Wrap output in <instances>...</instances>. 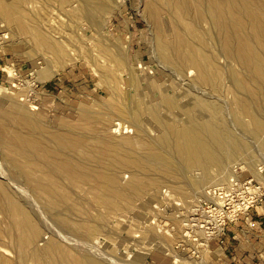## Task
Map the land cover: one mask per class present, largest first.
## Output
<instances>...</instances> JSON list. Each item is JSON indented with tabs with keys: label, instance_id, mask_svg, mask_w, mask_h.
<instances>
[{
	"label": "rangeland",
	"instance_id": "1",
	"mask_svg": "<svg viewBox=\"0 0 264 264\" xmlns=\"http://www.w3.org/2000/svg\"><path fill=\"white\" fill-rule=\"evenodd\" d=\"M152 1L155 4L156 0H122L119 7L112 12L106 21L104 19V22L102 19L100 20V22L102 21V26H97L96 24L95 26L94 23L90 24V30L88 29L87 36L83 40L88 44L92 53L91 57L96 62L97 67L91 66L84 60H72L71 63L59 69L52 77L44 81H38L37 71L46 69L47 62L52 65L51 56H46V62L44 57H41V52L38 53L39 50L37 49L36 52L35 47L33 48L31 45L32 43L34 44L33 40H30V42L19 41L15 38L12 39L14 42L10 40L13 43L0 41V113L4 114L7 112L11 114L10 116L14 119V123L15 119L21 115V112H26L25 114H27L30 121L33 120L36 124L39 123L40 128L42 127V130H45V132H40L41 129H37V131L34 129L36 132L33 131L38 135L37 138L39 136L42 137V134H44L43 137L46 139L51 138L50 136L54 134V136L60 134L61 143H64V146L72 147V149L77 148L74 151L79 155V151H82L79 149L81 141L83 143V141L88 140L89 144H91L92 141L101 139L107 142L109 140V143L112 141L113 144H118L123 140L122 138H129L131 145L129 143L127 148L124 144L125 146L123 145V147L127 148V152L132 153L138 162L135 161L137 162L135 163L133 161L135 164L132 163V165L130 164V166L122 169L111 167V173L116 175L117 183L123 189L127 188L125 186H128L127 183L132 176H135L133 179L139 177L138 179L144 180L146 177L148 179L144 181H152V183L149 181L148 184V188L149 186L152 188V193L148 188V192L147 190L143 192L149 193L151 196L145 194L146 196L143 198L144 194L142 193L141 196L132 198L134 202H137L136 204L133 203L132 199L129 202L122 200L126 204L121 203L122 205L120 204V207L117 208L118 210L120 208L123 209L121 213L116 212V209L113 210L115 212L105 213L96 212L95 208L91 209L94 212L89 209L88 211L83 210L79 206V202L81 200L85 202L87 197L81 195L78 191L79 189H75V192H79L80 197L74 192L73 197L71 196L72 199L70 197H67L68 199L70 198L68 201L65 199L66 205L75 206L78 203V206H75L76 209L74 208L75 210H64L65 201L63 202L64 205L59 202L58 206L60 209L51 208L50 210L48 199L46 201V198L43 197L44 195L41 196L42 194L36 189L33 181H26V183L20 174H16V177L11 174L17 169L10 162L12 153L6 152L4 143L15 130L18 129L14 133L18 131L26 132L23 128L24 126L20 127L17 124L16 126L14 123L9 128L10 130L8 128L7 131H5L6 129L4 130L5 132L1 130L0 193L4 192L2 190L7 191L6 193L11 192L12 197H9V199H13L11 202L13 201L15 205L17 204V210L21 209V211L5 212L4 206H8L10 203L6 204L8 201L2 199L5 195L2 198L0 196V264H79L88 260L95 261L98 264H264V235L255 232L254 234L257 237L249 240L246 237L245 230L246 212L264 205V129L255 133V124L252 117H249L240 108L241 101H248L250 106L257 103L251 108L253 113L255 112L254 115H256L257 120L264 124V110H260L264 109V94L258 95V90L256 91V83L258 82L254 83L252 79L250 80L251 83L247 82L248 88L246 87L245 90L234 86L229 69L234 70L236 78L241 81L247 80L249 73L245 68L241 67L238 61L230 60V58L225 56L222 51L224 33L220 27L221 22L217 19L214 25L208 18H201L198 13V0H188V2L190 1L189 16L187 20H183V23L184 21L186 22V24L184 23L185 26L182 24V27L179 24L183 28L179 30L184 32L185 27V29L187 28L185 31L188 32L191 27L195 34L193 32V37L189 35V40L194 41V43L190 42L198 46V39H200L209 49L208 53L213 52L214 55H217H215L216 66L218 67L216 78L212 84H199L197 81L195 82L193 70L180 73L176 71L174 66H170L172 64L164 63L158 56V51L155 50L157 49L156 37L160 29L164 30L161 26V21L163 20L164 23L168 24L171 19V13H169L171 7L165 5V8L162 4L163 8H159L155 4L157 7L155 9H158L157 11L159 12L157 13L153 8L154 5L152 6L151 4L153 3ZM205 1L209 3L207 2L209 0ZM262 2L264 4V0ZM150 10L153 11V14H151ZM155 13L159 14V16ZM196 14L198 15L196 16ZM159 17L163 19L161 20ZM55 19L60 23L59 19L56 17ZM164 19L167 21L165 22ZM94 20V22L97 21V19ZM186 32L183 34L185 35ZM169 33L168 31L166 32L168 39L171 38ZM210 37H213V39H210ZM258 45L256 46L257 55L260 59L262 57L264 59L262 47ZM99 46L105 47L104 49L109 52V56L121 55L125 51V54L123 53L124 57H126L125 66H121L122 68L119 66L121 70L119 68L116 70L115 68L118 66L99 54ZM145 69H147L146 72ZM107 71H109L108 73L111 78L113 77V80L117 78L115 81L120 82L119 85L122 90H120V95L123 97L122 103L125 106H129L135 98L140 101L146 95L140 101V103L144 102L142 105L140 104L141 108H143L141 109L143 110V115L140 112V118H137L140 123L135 121L137 119L133 122V118L130 115L126 116L127 120L125 118L117 120L108 114L110 111L108 108L111 107L109 102L112 100L109 97H113L108 89L114 86L112 83L116 84V82L112 81L111 78H108V83L107 80H103L104 77L102 76ZM132 71L135 73V80L140 81L139 84H137L138 81L136 83L138 88L133 86V79L132 84L129 82L131 81L129 78L133 77V75H131L132 77L129 76ZM140 86L141 88H139ZM133 90L135 91L133 92ZM251 91L257 92V95L255 92L256 98L252 97L253 93ZM131 94L132 96H130ZM162 94H165L174 102L179 101L175 102L176 105H174L175 103L173 104L175 106L173 109L170 107L167 109V112L169 111L168 115H166V109L162 104ZM196 97H198V100ZM119 98L118 101H121V97ZM258 98H261L260 102L262 101L263 103H259ZM253 99L254 101L257 99L258 102H252ZM194 101L201 106L196 109ZM11 103H13L12 106L14 105L13 111H15L13 113L11 108L10 110L8 109ZM192 104L193 107L191 106ZM147 105L150 108H146L156 112L153 119H150V111L144 107ZM187 107L191 110H188ZM177 108L179 111L180 108H183V110L179 112ZM144 110H147L148 116ZM184 110L186 114L198 113V118L195 116L197 119H194L195 121L201 119L198 122L203 121L206 117L208 118H206L207 120H216L218 127H221L224 131L227 142H230V140L239 141L240 144H243L242 148L235 153L231 152L230 148L226 149L227 151L222 153L223 157H225L223 162H221L222 164H213L205 167L197 165L192 167L184 166L176 150L173 151V148L171 150L170 147L158 142L159 137H169L166 132L168 131L167 128L171 126L179 128L190 124V115L181 114ZM203 111L204 113H201ZM202 114L207 116L204 115V117ZM106 116L109 117L107 118ZM147 117L149 118L147 119ZM187 117H189V122L185 123L186 120L188 121ZM93 118L94 120L99 118V123L94 122V120H92V123L91 119ZM88 120L90 121L88 122ZM178 121L180 122L179 124ZM116 123H118L120 128ZM84 129L90 130L89 132L88 130L84 132ZM33 131L31 132L33 133ZM82 132L86 134L84 135ZM35 133L34 136H36ZM65 134L67 135L64 136ZM71 134L73 136L76 135L73 137L75 140L70 138L72 137ZM76 137L81 139L78 140ZM65 138H67V141ZM63 139L65 142H63ZM76 139L80 143L79 146H77ZM71 140L74 142H71ZM90 140L92 141L90 142ZM88 141L81 146L87 145ZM75 142L77 147L72 145ZM147 143H153L154 151L171 161H168V163H150L145 149V146L148 145ZM83 153L84 151L81 152V156ZM84 154L86 155V153ZM91 154L93 157H91L92 155L88 156V158L91 157L90 159L85 155L75 157V154L74 157L76 159L85 157L87 158L86 160L90 161L95 158V154ZM62 155L60 156L61 160L64 158ZM133 160L135 159L133 158ZM140 160L144 161L141 163ZM140 169L141 171L138 172ZM36 175H39V173ZM244 184L252 190L263 193L259 201L248 207L246 211L243 210L236 214L226 216L223 214L220 216V213L212 212L215 209L214 207L218 208L215 204H220L226 199L239 201L242 196L241 193L245 190V188L241 187ZM5 187L6 189H4ZM100 193H97V195ZM96 203H98V200ZM130 203L134 204L135 207H132ZM122 206H128L131 209L126 210L127 207L123 208ZM22 209L24 210L22 211ZM199 211L205 213L201 214V217L206 215L207 218L202 217V219L207 220L209 224L213 220L212 229H206L209 225L205 228L198 227V223L195 220L197 216L194 213L200 214ZM192 213L194 214L193 216ZM26 219L29 221H26ZM27 222V226L23 224ZM33 229H35V232L31 234ZM25 234H28V236H25ZM109 242L116 246L110 247ZM118 243L122 246L118 245Z\"/></svg>",
	"mask_w": 264,
	"mask_h": 264
},
{
	"label": "bare ground",
	"instance_id": "2",
	"mask_svg": "<svg viewBox=\"0 0 264 264\" xmlns=\"http://www.w3.org/2000/svg\"><path fill=\"white\" fill-rule=\"evenodd\" d=\"M121 2H122V0H0V41H2V42L10 41V40L15 39V38H16V40H19V41L21 40V41H29L30 42V40L31 41L33 40L34 44L32 43L31 45L33 46V48L35 47L34 48L35 50L36 49L39 50L38 53L41 52V54H42L41 57L42 58L44 57V60L46 62H47V60L45 59L46 56H51V58H52L51 61L53 62L52 65L48 64L49 62H47L46 69L41 70V71H37L38 81H44V80L52 77L59 69L63 68L67 64L71 63L72 60H76V61L77 60H84L85 62H87L91 66L95 67L97 64L94 61V59L91 57L92 53L90 52V48L88 47V44L86 43V41L83 40V38H86L87 33H88V29L90 30V24L94 23V25L96 24L97 26L98 25L102 26L103 19H104V21H106V19L108 17H110L112 12L116 8L119 7ZM189 2H188V0H156L155 1V4L157 6H159V8H163V7H165V5H168V7H171V9H170L171 11L169 9L168 10L170 12L167 11V12L171 13V19L169 20L168 24L164 23V21L162 20L163 18L161 19L159 17L162 20L161 26L164 30L162 31L160 29L157 32V37H156V44H157L156 48L157 49H155V50L158 51L157 54H158V56H160L161 60L164 63L172 64L170 66H174L176 71H179L180 73H182L183 71L193 70L195 73L194 74L195 75V82L197 81L199 84H212L214 79L216 78V75H217L216 71H218V67L216 66L217 64L215 61V55L216 54L214 55L213 52H209L210 53L209 54L207 52V51H209V49H207L206 44L203 41H201L200 39H198V41H199L198 46L192 44V43H194V41L192 42L191 40H189V35H192V37H193L195 34V31L191 30V27H190V30H188V32L185 31V30H187V28L185 29V27H184V32H186L187 36H185L186 34L185 35L183 34L184 32H182V30H179L180 28L183 27L182 24H184V23L186 24L185 21L183 23V20L188 19ZM207 2H209V3H206L205 0H198L197 1V6L199 8V11H198L199 16L201 18H205V19L208 18L211 22H213L214 25H215V23H216L215 21L217 19L219 20V22H221L220 27L222 29V32L224 33V39L222 41L223 53L225 54V56L230 58V60L234 59V60L238 61L239 64L241 65V67L245 68L249 73L248 74L246 72L249 75L247 80L245 79L244 81H241L240 79L238 80L236 78L234 70L229 69L230 73H231V75L230 74L229 75L232 77V79L234 81V86H236V88L238 87L240 89L245 90L247 87V82H250V80L252 79V81L254 83H256V82L259 83V84L256 83L257 84L256 85V91L258 90V95H263L264 94V59H263V57L261 59L258 57V55H257L258 52L256 50V48H257L256 46H257V44H259L262 47V50L264 52V4H263L262 0H209ZM151 4H152V6L154 5L153 8H154V10H156L155 8H157V7L155 6L154 2ZM162 4H163V7H162ZM152 6H151V8H152ZM153 8H152V10H153ZM152 10H150L151 14H153ZM157 13H159V12L157 11ZM197 15L198 14H196V16ZM54 16L57 19H59L60 23L55 19ZM157 16H159V14ZM160 16H161V14H160ZM190 18H191V16H190ZM94 19H97V21L94 22L95 21ZM101 19H102V21L100 22ZM166 19H164L165 22L168 20V19L167 20ZM219 22H218V24H219ZM84 24H86V25H84ZM179 24H181L182 27H180ZM185 24H184V26H185ZM187 25H189V24H187ZM193 27L195 28V26H193ZM159 28H160V26H159ZM167 31L170 32L169 35L171 34L170 39H168L166 36ZM193 32H194V34H193ZM196 38H197V36H196ZM211 38L213 39V37H210V39ZM203 40H205V39H203ZM211 41H214V40H211ZM13 42H11V43H13ZM104 48H103V46H99V48H98L99 54H101V56L103 55L104 58H107L109 62H113V64L118 66V67H116V66H112V67H114V68L116 67L115 69L117 70L119 68V66L120 67L125 66V62H126V60H125L126 57H124L125 51L123 52L124 54L120 52L121 55L117 54V55H110L109 56L108 55L109 52H106V49H104ZM37 50H36V52H37ZM29 52H31V51H29ZM260 57H261V54H260ZM146 71H147V69H145V72ZM108 72L109 71L105 72L106 74H104L102 76V77H104V79H103L104 81L107 80V83L109 82L108 78H111ZM142 72H143V70H142ZM134 74L135 73H133V71H132V74L130 73L129 76L132 77L131 75H133V77L129 78V79H131V81H129V82L132 84L133 80H134L133 86L135 88H138L137 84H139L140 81H138L137 79L135 80ZM148 77H150V76H148ZM111 79H109V80H111ZM115 80H117V78ZM115 80L112 79V81H115ZM137 81H138V83H137ZM115 82H116V84L112 83L114 85V86L111 85L112 87H110L109 85L106 84L107 86L110 87V89H108V90L111 91V94L113 95L112 98L109 97V99H112V100L111 101L109 100L111 107L108 108V109H110L108 114L112 118L117 119V120H121L122 118L126 119V116L130 115V117L133 118V122H134V120L140 116L139 115L140 112H141V115H143L142 114L143 110H141L143 108H141L140 104L142 105L144 102L140 103V101L143 100V98L146 95L144 97L142 96L143 98L141 97L142 99L140 101L139 100L137 101L136 98H135V100H133V98H132L133 101H131V104L129 106H125L122 103L123 97H122V95H120L121 94L120 93L121 87L119 85L120 82H117V81H115ZM192 82H194V81H192ZM171 83H172V81H171ZM134 87H133V89H135ZM174 87H172V88H174ZM215 87H216V85H215ZM139 88H141V86ZM135 90H133V92ZM255 92H252L253 98L255 97ZM132 94L130 96H132ZM142 95H144V94L142 93ZM162 95H163L162 96L163 98L161 97L162 104H163V107L166 109V113H167L166 115H168L169 111L167 112V109H169V107L173 109L175 107L174 105H176L175 102H177L178 100L174 102V101L170 100L169 97L165 96V94H162ZM196 95H198V94H196ZM256 95H257V92H256ZM119 97H121V101L120 100L118 101ZM146 98H148V97H146ZM137 99H139V98L137 97ZM196 99L198 100V97H196ZM194 100H195V98H194ZM258 100H259V103H263L262 101L260 102L261 98L260 99L258 98ZM253 101H254V99L252 100V102ZM255 101H257V99H255ZM194 102L196 103V101H194ZM247 102L241 101L240 102V108H242L243 111L247 115H249V117H252L254 124H255V128H254V131H256L255 133L263 131L264 124L262 122H260L259 120H257L256 115H254L255 112L253 113V110L251 108V107L255 106L257 103L255 102L256 103L255 105L250 106L249 102L248 103ZM195 103H194V105H195L196 109L201 106L198 103H196V104ZM12 104L13 103H11V106H9V108L7 106L6 107L9 110L11 108L12 113H13L15 110L13 111L14 105L12 106ZM127 105H128V103H127ZM144 105H146V104H144ZM188 105L190 106V103ZM191 106L193 107V104ZM144 107L150 108L148 105L144 106ZM176 107H178V106H176ZM148 108H146V109H148ZM189 109L190 108H188V110ZM177 110L179 111L178 108H177ZM181 110H183V108L182 109L180 108L179 112H181ZM185 110H187V109H185ZM185 110L183 111L184 113L182 112L181 114H183L185 116L190 115L189 116L190 117V124L189 125L186 124V126L184 125V127L180 126L179 128H177V127L175 128L174 126L173 127L171 126L172 128L169 127V128H167L168 131H166L169 134V137L162 136V137L158 138L159 139L158 142L166 145L167 147H170L171 150L173 148V151L174 150L177 151V153L179 154L178 157L184 166L192 167V166L197 165L200 167H205V166H209V165H213V164H222L221 162H223V160H224L223 158H225V157H223L222 153L227 151L229 148L231 149L230 151L233 153L237 152L238 150H240L242 148L243 144H240L239 141L230 140V142H227L228 140L225 136V133L221 129V127L220 128L218 127L219 125L217 124V122H215L216 120H210V119L207 120L208 118L206 117L207 119L205 118L206 119V120L204 119L205 121L203 120L201 122H198L201 119L198 121L194 120V119L198 118L197 112H196L197 114H193V113L192 114H186ZM260 110H264V109L262 108ZM144 111H146L145 114H147V116L150 114L149 115L151 117L150 119H153L154 116L156 115V112L153 111L152 109L151 110L148 109V111H150L149 114L147 113V110H144ZM200 111H202V110L200 109ZM244 112H243V114H244ZM25 113L26 112L23 111V112H21L20 116H18V117L16 116L18 118V120L16 118L15 119L16 121L14 123H15V125L16 124L19 125L20 127L24 126L23 128L25 129L26 132L18 131L16 133H14L15 131L18 130L16 128L17 130H15L13 132V134L10 135V137H8V139L5 141L4 147H5L6 152L12 153V156H10V162H12V164H14V167L17 169L15 172H13L11 174L14 177H16V174H20L21 177L24 179V182L33 181L36 189L40 192V194H42L41 196L44 195L43 197L46 198V201L48 199L47 202L50 203L49 204L50 210H51V208L52 209H58L59 208V206H58L59 202L62 203L61 205H64L63 202L65 201V199H67L66 201H68L72 195H74L75 193L78 194L80 192L81 195H84L85 197H87V199L84 198L86 200V201L84 200L85 202H83L82 200L79 202L80 203L79 206L83 210L88 211V209L91 210V209L95 208L96 212H100V213L104 212L105 213V212H111L114 209H116V212L121 213L123 209L120 208L118 210L117 208L120 207L121 203L122 204L125 203L123 201L129 202V201H131L132 198H134L136 196H141V194L145 190H147V192H148V189H150L151 193H152V188H150V186L148 188V184H149L150 180L147 182L144 181V180L148 179L146 177L143 180V179H138L139 177L133 179L135 176L134 177L132 176L131 180L128 181V183L126 182L128 186H125V187H127V188L123 189V188L119 187V185L117 183L116 175L114 173H111V167H114V168L117 167V169H122V168L130 166V164L132 165V163L137 161L136 158L133 157V154L130 152H127V150H126L128 148V144L130 143L129 145H131V141H129V138H122L123 140H121L120 142L118 141L119 142V143L117 142L118 144H113L112 141L109 143V140L107 142V141H103L101 139H97V140L94 139L95 141L90 140V142L92 141V143L89 144V141L87 140L88 144L87 145L84 144V146H81V145H83V143H87V141H83V143L81 141V145H80V143L76 139V141L78 143L77 146L80 145L79 149L84 151V153H86V155L83 153L82 156L85 155L88 158V156L92 155L91 153L95 154V158L97 156L96 159L93 158L94 160H90V161L86 160L87 158H85V157L76 159L75 157L81 156L82 151L80 152L78 150L80 153V155H79L78 153H76V151H74L77 148L72 149V147L70 148V146H66V145L64 146V143L62 144L61 143L62 141H60V138H61L60 134L54 136L55 134L53 133L54 135L50 136L51 138H47V139L45 137H43L44 134H42L40 132L41 131L45 132V130H42V127L40 128L39 123L36 124L35 122H33V120L30 121V119H28L27 114H25ZM187 113H190V112H187ZM201 113H204V111ZM212 113H213V111H212ZM115 114H117V115H115ZM10 115L11 114H9L7 112L4 114L0 113V131L1 130L4 131L5 129H6L5 131H7V128L9 129L10 127L13 126L14 119ZM100 115H102V114H100ZM202 115L204 116L206 114H202ZM13 116H14V114H13ZM87 116H89V115L87 114ZM172 116H173V114H172ZM195 116L197 118H195ZM130 117H129V119H130ZM189 117H187L188 121L186 120L185 123L189 122ZM148 118L149 117H147V119ZM158 118H159V115H158ZM86 119H88V117H86ZM98 119L96 118L94 120V118H93V119H91V121L94 120V122H98ZM89 121L90 120H88V122ZM131 121H132V119H131ZM135 121H138V119ZM156 121H155V123H156ZM169 121H170V119H169ZM179 121H178V124L180 123ZM138 122L140 123V121H138ZM92 123H93V121H92ZM116 125L118 126V123H116ZM20 127H19V129H20ZM74 127H76V126H74ZM165 127H166V124H165ZM70 128H72V127H70ZM29 129L31 131H33L34 129H36V131H37V129H39V130L41 129L39 133L42 134V137L39 136V138H37L38 135L35 133L36 131L34 130L35 132L33 131V133H32ZM73 129H75V128H73ZM90 129H92V128H90ZM11 130H12V128H11ZM87 130L84 129V132ZM89 130H88V132H89ZM149 130H150V128H149ZM4 132H3V134H4ZM140 132H141V130H140ZM34 133L36 136H34ZM65 133H67V132H65ZM82 133H80V134H82ZM163 133H164V131H163ZM67 134H65L64 136H66ZM154 134L156 135V133H154ZM71 135H72V137H70ZM71 135L69 136L70 138H73L74 136H76V135L73 136V134H71ZM77 135H78V132H77ZM88 135H86V136L89 138ZM101 135H102V133H101ZM104 136H105V134H104ZM69 137H67V138H69ZM67 138H65L66 141H67ZM76 138H78V137H76ZM83 138H85V137H83ZM155 138H156V136H155ZM80 139L81 138H78V140H80ZM73 140H75V139L73 138ZM63 142H65L64 139H63ZM71 142H74V141L71 140ZM123 142H126V143H123ZM68 143H69V140H68ZM68 143L66 142V144H68ZM77 143L76 142L72 143V145L77 147L75 145ZM124 144L127 147L126 149H125V147H123ZM145 147H146L145 149H146L147 154H148L147 159L150 163L151 162H153V163H157V162L168 163V161H171V160H168L167 158H165L163 156L158 155L157 151H154L155 148L153 146V143L152 144L149 143ZM124 150H126V151H124ZM74 152L76 154L75 157H74L75 154L73 155ZM61 154H63L62 155L64 157L63 160H61V158H60ZM91 157H93V155ZM90 158H88V159H90ZM133 158L135 160H133ZM177 160H178V158H177ZM142 161H144V160H142ZM142 161H141V163H142ZM137 162H135V163H137ZM172 163H174V162H172ZM144 164H146V162H144ZM139 165H142V164H139ZM160 165H162V164H160ZM136 166H137V164H136ZM133 167H135V166L133 165ZM139 168H141V167H139ZM144 168H145V166H144ZM174 168H176V167H174ZM149 169H150V167H149ZM142 170H143V168H142ZM140 171H141V169L138 172H140ZM38 173H39V175H36ZM11 174H9V175H11ZM19 178H20V176H19ZM150 179L152 180L151 177H150ZM150 182L152 183V181H150ZM26 183H24V184H26ZM152 186L154 187L153 184H152ZM4 189H6V187ZM75 189H79L78 190L79 192L78 193L75 192ZM2 191H4L3 193H5V194L0 193L1 198H2V196L5 195L2 199L8 201L6 204L10 203V204H8V206L7 205L4 206L5 212H8V213L9 212H20L21 209L19 211L17 210V207H16L17 204L15 205L13 203V201L11 202V200H13V199H11V200L9 199V197L10 198L12 197V193L11 192L6 193L7 191H5V190H2ZM99 192H101V193L99 195H97V193H99ZM80 194H78V196ZM143 194H144L143 198H145L146 195H149V193H146V192ZM149 196H151V195H149ZM67 197H70V198L68 199ZM81 198H82V196H81ZM152 198H153V196H152ZM3 200H1V201H3ZM43 200H44V198H43ZM97 200H98V203H96ZM14 201H15V198H14ZM66 201H65V206H64V208H65L64 210H66V211H72L75 208V206H78L77 205L78 203H76V205L74 204L75 206L66 205V203H67ZM74 201H76V200H74ZM132 201H133V199H132ZM225 201L220 203V204H217V206H219L221 208L223 205H225ZM133 203L136 204L137 202L133 201ZM130 204L132 205V203H130ZM133 205H132V207H135V205L134 206ZM128 206H125V207L122 206V207L123 208L127 207L126 210H128L130 208V207L128 208ZM136 209H138V208H136ZM23 210L24 209H22V211ZM58 211L60 212V210H58ZM92 212H94V211H92ZM113 212H115V211H113ZM86 216H87V214H86ZM23 219H25V218H23ZM27 220L28 219H26V221ZM59 220H61V219H59ZM17 223H19V222H17ZM23 224L26 225V224H28V222L23 223ZM21 227H22V225H21ZM31 227L34 228L35 226L34 227L31 226ZM73 228H75V227H73ZM34 232H35V229H33L31 231V234H34ZM19 234H20V232H19ZM21 234H23V233H21ZM28 234L27 235L25 234V236H28ZM25 236H23V237H25ZM27 239H29V237H27ZM115 243H117V242H115ZM110 245H111L110 247H112L115 244L113 245L110 243ZM118 245H120V244L118 243ZM56 246H58V245H56ZM120 246H122V245H120ZM126 248H124V249H126ZM125 254H126V252H125ZM79 264H98V263H96L95 261L88 260L85 263H79Z\"/></svg>",
	"mask_w": 264,
	"mask_h": 264
},
{
	"label": "built area",
	"instance_id": "3",
	"mask_svg": "<svg viewBox=\"0 0 264 264\" xmlns=\"http://www.w3.org/2000/svg\"><path fill=\"white\" fill-rule=\"evenodd\" d=\"M245 186H246V184L241 186L242 188H245V190L241 193L242 196L240 197L239 201L230 200V199H226L225 198L226 199L225 205H223L220 208L219 206H217L215 204V206H217L218 208L214 207L215 209L212 212H216L218 214L220 213V216H222L223 214L225 216L229 215V214H236V213L241 212L243 210L246 211L248 209V207H250L252 204H254L257 201H259L260 198L262 197L263 193H261L260 191H256L254 189L252 190L248 186H246V187ZM210 208H212V207H210ZM194 214H195V216H197V218L195 220L197 221L199 228H205L208 225L209 226L206 229L209 230L211 228V225L213 224V222H212L213 220H211V223L209 224V222L207 220H203L202 219V217H206V215L201 217V214H205V213H202V211H201L200 214L197 213V212H195ZM194 214L192 213V216ZM199 215H200V217H199ZM201 224H203V225H201Z\"/></svg>",
	"mask_w": 264,
	"mask_h": 264
},
{
	"label": "crops",
	"instance_id": "4",
	"mask_svg": "<svg viewBox=\"0 0 264 264\" xmlns=\"http://www.w3.org/2000/svg\"><path fill=\"white\" fill-rule=\"evenodd\" d=\"M245 215V230L247 234L246 237L249 240L255 239L257 237V235L254 234L255 232H259L261 233V235H264V205H261L259 207L254 208L253 210L246 212Z\"/></svg>",
	"mask_w": 264,
	"mask_h": 264
}]
</instances>
